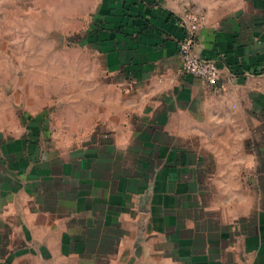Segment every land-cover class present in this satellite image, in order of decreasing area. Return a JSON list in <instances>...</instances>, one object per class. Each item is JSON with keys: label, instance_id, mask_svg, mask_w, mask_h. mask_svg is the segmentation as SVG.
I'll return each mask as SVG.
<instances>
[{"label": "crops", "instance_id": "crops-1", "mask_svg": "<svg viewBox=\"0 0 264 264\" xmlns=\"http://www.w3.org/2000/svg\"><path fill=\"white\" fill-rule=\"evenodd\" d=\"M185 13L206 17L216 87L181 71ZM91 16L93 82L85 58L45 74L77 75L75 131L51 143L0 106V264H264V0H0V45L26 17L86 32Z\"/></svg>", "mask_w": 264, "mask_h": 264}, {"label": "rangeland", "instance_id": "rangeland-1", "mask_svg": "<svg viewBox=\"0 0 264 264\" xmlns=\"http://www.w3.org/2000/svg\"><path fill=\"white\" fill-rule=\"evenodd\" d=\"M30 18H23L21 24L17 22L12 25L15 32H8L7 38L14 34L16 39L13 42L6 40L5 46L0 45V87L6 88L5 95H0V106L5 103L6 106L15 107L23 131L27 129L28 134H41L43 140L52 143L56 131L76 130L73 124L77 123V105L82 99L78 98L76 74L72 76L70 73L71 76L64 81L53 76L46 78L45 74L60 72L65 64L66 68L68 63L61 61L62 58L67 61L66 57L70 59V72L75 73L79 69L80 58H85L84 67L88 72L85 81L93 82V73L100 72L102 64L89 45L99 38L101 30H97L95 16H91L86 32H52L45 22L36 19L31 22ZM34 72L37 73V79L31 76ZM67 81L68 86L65 84ZM33 83L38 84V95L32 101L34 106L30 104L33 95L29 94ZM85 103H88L87 99ZM61 121H69L70 125H62ZM32 122H35L33 127L30 126ZM255 194L253 190L245 192L249 210L254 208ZM244 230L252 231L253 224L246 223Z\"/></svg>", "mask_w": 264, "mask_h": 264}, {"label": "built area", "instance_id": "built-area-1", "mask_svg": "<svg viewBox=\"0 0 264 264\" xmlns=\"http://www.w3.org/2000/svg\"><path fill=\"white\" fill-rule=\"evenodd\" d=\"M206 17L201 14L185 13L178 18V24L184 30V37L179 42V58L184 75L201 79L206 85L216 87L222 78V71L216 60L201 56L196 51L197 34Z\"/></svg>", "mask_w": 264, "mask_h": 264}, {"label": "trees", "instance_id": "trees-1", "mask_svg": "<svg viewBox=\"0 0 264 264\" xmlns=\"http://www.w3.org/2000/svg\"><path fill=\"white\" fill-rule=\"evenodd\" d=\"M96 39H98V37Z\"/></svg>", "mask_w": 264, "mask_h": 264}]
</instances>
